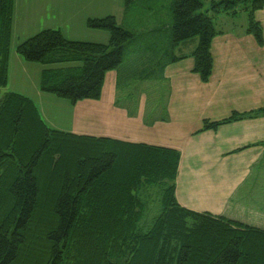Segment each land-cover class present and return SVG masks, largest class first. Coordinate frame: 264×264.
<instances>
[{
	"label": "trees",
	"instance_id": "obj_1",
	"mask_svg": "<svg viewBox=\"0 0 264 264\" xmlns=\"http://www.w3.org/2000/svg\"><path fill=\"white\" fill-rule=\"evenodd\" d=\"M137 1L124 0L126 14ZM204 3L171 0L169 8L171 47L197 39L193 72L206 83L213 66L210 44L220 33L214 27L217 16H236L234 8L243 4L245 33L262 46L254 12L264 0H221L202 12ZM13 10L14 0H0V88L8 84ZM85 26L107 32L108 43L69 40L58 29H44L16 47L25 62L47 67L38 90L70 105L100 99L105 74L123 63L134 38L111 15L87 19ZM260 115L264 109L204 121L201 130ZM179 160L172 149L53 129L30 98L5 92L0 99V264H264V231L179 206ZM151 198L160 208L146 222Z\"/></svg>",
	"mask_w": 264,
	"mask_h": 264
},
{
	"label": "crops",
	"instance_id": "obj_2",
	"mask_svg": "<svg viewBox=\"0 0 264 264\" xmlns=\"http://www.w3.org/2000/svg\"><path fill=\"white\" fill-rule=\"evenodd\" d=\"M94 1L42 0L38 3L37 0H31L40 10L45 9V6L50 9L56 6L61 8L70 2L73 6L79 4V8L86 11L91 10ZM112 1L115 0H110L114 7ZM169 1L168 7H164V13L163 5L160 4L162 11L156 13L152 22L146 19L144 24L146 27L151 23L154 25L152 29H146L149 37L152 32L164 36L156 40L153 38V43L143 38L137 42L144 43L145 47L133 49V53L137 52L133 55L137 57L125 68L127 73L130 69L133 71L135 62L145 63V59H148L145 58L146 53L149 52V58H153L148 61L156 59V66L150 69L154 73L148 80L154 81L152 87H156L157 83L164 85L165 98L162 105L150 108L144 92L133 103L123 104L118 101L119 71L124 61L116 70L105 74L101 96L97 101L82 100L70 105L38 89H35L32 97L18 94L28 95L44 122L53 129L78 136L178 151L180 160L175 199L179 206L191 212L209 213L264 231V188L256 190L253 186L254 176L259 182L264 177V115L223 123L214 130H201L204 121L220 122L233 114L241 115L264 109V42L259 46L252 35L246 34L247 24L239 26L234 20L236 16L225 13L222 17L218 15L216 20L219 18L224 24L233 25L234 29L219 30L220 33L212 39V74L208 82L204 83L193 72L194 59L191 54L197 46V39L186 40L171 47L172 14ZM217 1L221 0H206L202 12H207L210 4ZM123 2H118L116 12L105 13L104 17L116 16L117 23H127L125 20L130 19L131 15L128 17L126 14ZM144 3L142 9L149 10ZM15 16L12 32L15 31ZM89 17L93 16L89 13L81 14V24L85 25ZM117 17H121L120 21ZM254 18L262 27L264 40V6L254 12ZM132 22L141 24L142 18H132ZM66 28L64 21H60L54 29L60 30L66 39L71 40L66 37ZM132 40L129 43H136V40ZM15 48L13 54L10 51L9 67L15 61L27 71L28 64L16 53ZM171 57L178 60L170 62ZM39 66L36 67V73L40 76L44 67ZM138 70L145 73V66ZM155 78L159 81H155Z\"/></svg>",
	"mask_w": 264,
	"mask_h": 264
},
{
	"label": "rangeland",
	"instance_id": "obj_3",
	"mask_svg": "<svg viewBox=\"0 0 264 264\" xmlns=\"http://www.w3.org/2000/svg\"><path fill=\"white\" fill-rule=\"evenodd\" d=\"M33 1V0H32ZM55 1V0H53ZM119 1H112L114 7L110 4V0H95L94 5L91 7V10L86 11L82 8H79V4H75L74 6L71 5L70 2H67L63 7H53L49 8L45 6V9L40 10V8H37L33 5L31 0L27 1L25 3V0H15L13 15L15 16V31L11 32V47L10 51L13 54L14 48L17 47L18 44L21 42L31 38L36 33H38L41 30L52 28L54 29L55 26H58L60 21H64L66 25L65 33L66 37L71 38V40H92L93 43H102L107 44L109 40V34L104 31L99 30H90L85 27V25L81 24L80 16L81 14L89 13L93 17H89L90 19H95L97 17L104 18L105 13H114L119 8L118 2ZM206 1V0H205ZM38 3L42 2V0H37ZM143 2L144 5H148V2L151 3L152 9L149 10H143ZM158 2L156 4V7H154V3ZM124 3V2H123ZM160 4L163 5V13L165 12L166 6L170 4L169 0H138L136 4H134L131 9L129 10V13L127 14L128 17L131 15V18L128 20H125V24H119L125 28L126 30L134 33V40H136V43H128L124 49V63L123 66H121V69L119 71V82H118V101L123 104H129L127 102L133 103L135 99L138 98L141 92H144L148 106L153 108L154 106L157 107L159 105H162L164 102V96L165 92L163 89L164 85H161L160 83L156 87H152L151 80H148L152 75L149 74L150 69L155 65L154 59L152 62L148 61V59H152L153 57L150 56V53L147 51L145 58V63H140V61H136L134 64L135 69L132 71L131 69L126 72L125 68L128 66V63L132 62L131 60L134 57H137V52L133 53V49L139 46L145 47L144 43H137L140 42L141 39H146L147 41H150L153 43V38L156 40L157 38L163 37L164 35H156L154 32L151 33V36L147 34L146 31L147 28L152 29L154 26L152 23L146 27L145 21L146 19H150L152 22V19L155 18L156 13H159V11H162V8L160 7ZM82 5V4H81ZM83 6V5H82ZM21 8L19 15L18 11ZM72 8H76V10H73ZM243 4L237 5L234 9L238 10L235 20V23L237 22L239 26H245L247 24V16L248 13H246L244 10H242ZM233 9V10H234ZM233 10H229V13H232ZM72 12V13H71ZM71 13V14H70ZM167 13V12H166ZM166 13L164 16H166ZM222 13L219 15L222 17ZM227 17V15H225ZM71 18V20H67L68 18ZM116 17V16H115ZM138 17L142 18V22L140 23H133V19H137ZM218 17V16H217ZM121 17H117L118 21H120ZM145 19V20H144ZM219 19V18H218ZM216 20L215 23V29L217 31L224 30L225 28L228 29H234L233 25L226 23L224 24L220 20ZM117 21V20H116ZM240 28V27H239ZM147 32V33H146ZM141 33V34H139ZM149 38L151 40H149ZM98 41V42H96ZM133 41V40H132ZM155 43V42H154ZM154 48V46H152ZM151 48V49H152ZM146 50V49H145ZM16 51V48H15ZM148 61V62H147ZM150 62V63H149ZM27 71L23 70L15 61H13V64L8 69V84L5 88H0V99L5 94V92H17L22 94H28L30 97H32L35 94V89H38V83L40 76L36 73V67L40 64L35 63H27ZM147 63V64H146ZM38 65V66H36ZM77 65V64H70ZM10 66V65H9ZM67 66V65H65ZM145 66V73L139 72L138 69H143ZM44 68H47L43 66ZM51 68V67H48ZM125 72V73H124ZM27 95V96H28ZM26 96V95H25ZM28 96V97H29ZM133 105V104H132ZM253 186L256 188V190L260 189L263 190L264 188V177H262V182H259L254 176L253 178ZM150 202V209L147 212L145 221H151L154 214L157 212V210L160 208L159 203L157 202V199L151 198Z\"/></svg>",
	"mask_w": 264,
	"mask_h": 264
}]
</instances>
